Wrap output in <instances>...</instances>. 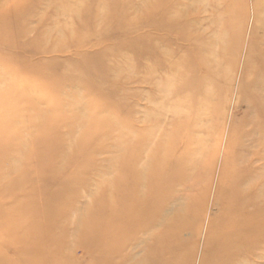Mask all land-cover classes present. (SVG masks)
I'll use <instances>...</instances> for the list:
<instances>
[{
  "label": "rangeland",
  "instance_id": "obj_1",
  "mask_svg": "<svg viewBox=\"0 0 264 264\" xmlns=\"http://www.w3.org/2000/svg\"><path fill=\"white\" fill-rule=\"evenodd\" d=\"M148 2L161 6V0H0V264H53L19 248L16 238H24V232L43 231L38 218L36 224L33 219L24 222L22 206L42 202V190L66 170L59 155L66 153L68 143L88 147L95 141L104 148L95 154L93 170L79 164L83 169L71 183L75 197L69 218L59 220L65 222L66 240L76 242L71 235L75 222L92 203V192L110 177L107 160L112 153L105 147L129 132L130 123L137 132L150 131L154 137L157 126L175 131L171 124L177 119L173 111L178 99L171 85L179 73L188 88L198 91L190 105L184 104V119L198 107L208 109L200 116L208 120L204 130L193 131V139L203 141L205 155L195 170L194 188L179 200L183 213L192 202L191 224L180 234V254H190L188 264H201L211 223L220 227L216 196L227 150L231 158L251 157L230 147L229 138L232 125L237 135L246 129L241 120L252 96L241 100L242 86L249 93L261 88L257 82L264 75V3L178 0L176 27L186 38L179 39L183 46L177 54L169 55L166 31L146 25ZM71 7L76 14L67 11ZM158 17L162 15L155 7L151 21ZM146 36L160 48L159 59L177 61L172 71L158 69L159 59H152L154 74H147ZM200 56L206 58L202 66L197 63ZM203 78L206 82L200 81ZM155 86L165 93L156 92ZM79 116L96 117V122L74 130ZM87 129L85 138L76 140ZM104 129L110 137L97 135ZM174 134L183 136L184 131ZM62 255L68 257L63 264H93L91 254L80 247L65 249ZM256 264H264V257L256 258Z\"/></svg>",
  "mask_w": 264,
  "mask_h": 264
},
{
  "label": "bare ground",
  "instance_id": "obj_2",
  "mask_svg": "<svg viewBox=\"0 0 264 264\" xmlns=\"http://www.w3.org/2000/svg\"><path fill=\"white\" fill-rule=\"evenodd\" d=\"M256 2L260 6L264 3L260 0ZM207 4L211 6L210 2ZM160 5L148 2L145 13L150 21L146 25L155 24L159 31H166L169 37L165 39V45L171 50L169 55H174L183 46L179 39L186 38L176 27L178 18L175 19L174 15L178 9V0H161ZM155 7L159 9L162 18L151 21ZM205 10L210 12L209 9ZM67 11L71 15L77 13L73 7L67 8ZM144 45L147 55L145 68L147 74L152 75L154 68L151 60L158 61L160 48L152 44L149 36H146ZM205 60L204 56H200L198 66H202ZM176 63L174 60L159 59L156 66L158 69L167 68L172 71ZM174 76L175 82L171 86L177 95L178 105L173 111L177 119L171 127L175 131H184L183 136L175 137V131L169 132L157 126L154 137L150 131L137 132L135 123H130L129 132L114 137L116 143L105 147L112 153L107 160L111 168L110 177L104 186L92 192V203L75 222V228L71 231V235L77 238L75 243L66 240L68 232L65 222L59 220L67 216L69 218L70 201L75 197L71 183L75 181L78 172L82 171L80 165H86L89 171L93 170L95 154L104 147L95 141L88 147L85 144L79 146L72 140L68 143L70 145L66 153L61 152L59 155V161L66 170H61L62 173L54 178L56 182L49 185V189L45 187L42 190V202H33L37 205L32 207L29 203L22 206L26 214L24 222L31 223L33 219L36 224L39 221L43 231H32L30 228L28 235L36 232L31 240L27 239L25 232L22 234L24 238H16L21 250L40 254L53 264H63L68 257H64L62 252L77 247L91 254L93 264L189 263L190 254H180V234L191 224L192 202L186 203L187 209L190 208L183 213L179 200L183 196L188 197L194 188L195 170L205 155L203 141L193 139V131L196 128L204 130L208 120L204 121L200 116L207 114L208 109H200L198 106L201 105L198 104L194 114L188 120L184 119L183 113L186 111L183 106L185 103L190 105L198 91L188 88L187 82L181 81L180 73ZM200 81L206 82V78ZM257 84L261 88L250 89V93L249 89L242 86L241 100L248 95L252 96L248 102L247 116L241 120L246 129L237 135L235 125H232L229 138L230 147L235 145V150L250 154L251 157L231 158L227 150L216 196L221 205L220 227L211 223L201 264H256V258L264 257V75ZM154 89L158 93H165L160 86ZM168 89L169 94L172 90ZM186 109L191 111L190 108ZM93 120L96 122V117H75V123H72L75 127L72 128L75 130L77 125L83 128ZM88 128L92 129L90 126ZM90 130L83 131L76 140L85 138ZM97 132L91 135L95 136ZM134 133L138 138L132 136ZM101 134L111 135L108 129L97 133ZM243 141L248 142V145L245 146ZM256 162H260V166L255 167ZM200 210L194 214V220ZM216 227L219 230L214 233ZM16 236H19L17 231ZM212 242L216 246L214 249L211 248Z\"/></svg>",
  "mask_w": 264,
  "mask_h": 264
}]
</instances>
